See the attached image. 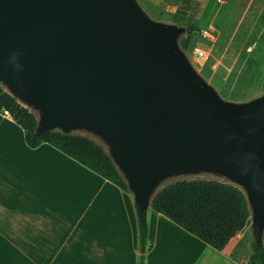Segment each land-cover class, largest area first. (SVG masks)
Instances as JSON below:
<instances>
[{
  "label": "water",
  "instance_id": "1",
  "mask_svg": "<svg viewBox=\"0 0 264 264\" xmlns=\"http://www.w3.org/2000/svg\"><path fill=\"white\" fill-rule=\"evenodd\" d=\"M187 29L153 20L138 0H0V81L39 109L36 135L104 138L140 213L167 176H228L262 246L264 94L222 99L178 43Z\"/></svg>",
  "mask_w": 264,
  "mask_h": 264
},
{
  "label": "crops",
  "instance_id": "2",
  "mask_svg": "<svg viewBox=\"0 0 264 264\" xmlns=\"http://www.w3.org/2000/svg\"><path fill=\"white\" fill-rule=\"evenodd\" d=\"M148 225L146 264H247L252 253L249 228L218 250L152 207ZM140 255L132 192L47 142L30 146L0 111V264H138Z\"/></svg>",
  "mask_w": 264,
  "mask_h": 264
},
{
  "label": "trees",
  "instance_id": "3",
  "mask_svg": "<svg viewBox=\"0 0 264 264\" xmlns=\"http://www.w3.org/2000/svg\"><path fill=\"white\" fill-rule=\"evenodd\" d=\"M184 6L175 12L176 22L185 19ZM185 25L188 31L179 40L183 50L188 49L191 42L195 45L200 41L196 37L199 26L192 21ZM3 109H7L22 126L30 146L37 147L47 142L131 192L124 175L103 145L88 136L65 133L58 129L36 135L39 119L37 113L0 84V111ZM135 207L141 251L138 264H146L147 252L152 247L148 213H140L136 204ZM151 207L218 250L225 249L236 235L244 232L252 223V211L246 192L235 184L215 179H183L170 183L154 192ZM251 246L252 253L247 264H264V245L257 246L253 240Z\"/></svg>",
  "mask_w": 264,
  "mask_h": 264
},
{
  "label": "rangeland",
  "instance_id": "4",
  "mask_svg": "<svg viewBox=\"0 0 264 264\" xmlns=\"http://www.w3.org/2000/svg\"><path fill=\"white\" fill-rule=\"evenodd\" d=\"M150 1L151 7L141 5L153 20L185 27L186 22L192 21L199 26L196 37L212 47L208 62L202 65L194 56L193 42L188 49L182 50L195 70L222 99L241 103L264 94V0H166V6L164 0ZM183 4L185 19L176 22L174 14ZM205 28L210 30L207 37L201 34ZM186 32L178 37V43ZM0 84L8 90L1 81ZM27 106L40 118L38 108ZM71 133L88 136L110 152L107 141L94 132L75 128ZM196 178L230 182L244 190L228 176L211 171L173 174L165 177L157 189L178 180ZM248 228L245 239L252 244L255 240L252 223Z\"/></svg>",
  "mask_w": 264,
  "mask_h": 264
},
{
  "label": "built area",
  "instance_id": "5",
  "mask_svg": "<svg viewBox=\"0 0 264 264\" xmlns=\"http://www.w3.org/2000/svg\"><path fill=\"white\" fill-rule=\"evenodd\" d=\"M209 29L205 28L201 31L203 37H207L209 34ZM193 53L196 58L202 63V65L206 64L212 55V47L207 44L202 43V41H198L195 43L193 47ZM3 114L10 115V112L7 109L2 110Z\"/></svg>",
  "mask_w": 264,
  "mask_h": 264
},
{
  "label": "clouds",
  "instance_id": "6",
  "mask_svg": "<svg viewBox=\"0 0 264 264\" xmlns=\"http://www.w3.org/2000/svg\"><path fill=\"white\" fill-rule=\"evenodd\" d=\"M9 62H10L11 64L15 65V67H16L17 69H20L21 66H20V65L18 64V62H17V57H16V55L11 56Z\"/></svg>",
  "mask_w": 264,
  "mask_h": 264
}]
</instances>
